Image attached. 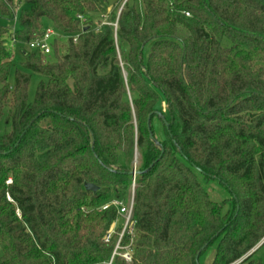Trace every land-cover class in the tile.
I'll list each match as a JSON object with an SVG mask.
<instances>
[{
    "label": "trees",
    "instance_id": "obj_1",
    "mask_svg": "<svg viewBox=\"0 0 264 264\" xmlns=\"http://www.w3.org/2000/svg\"><path fill=\"white\" fill-rule=\"evenodd\" d=\"M110 1L0 0V264H107L136 154L130 264H236L264 239V0Z\"/></svg>",
    "mask_w": 264,
    "mask_h": 264
},
{
    "label": "built area",
    "instance_id": "obj_2",
    "mask_svg": "<svg viewBox=\"0 0 264 264\" xmlns=\"http://www.w3.org/2000/svg\"><path fill=\"white\" fill-rule=\"evenodd\" d=\"M187 17H190L189 14H186ZM80 21H83L82 17H79ZM101 25H110L107 23V19L103 18L97 26ZM61 34L56 31L52 27H47L44 30V33L41 37L37 38L36 40L32 41L28 44V49L32 51H37L43 55H50L52 52L51 43L56 39L60 38ZM80 35L74 37V42L76 43L79 39ZM14 46V42L12 46ZM136 168L133 170L132 175V198L128 204L120 203V202H112L102 208V210L106 211L110 207H115L118 210V216L121 221L120 227L121 231L118 233L119 237L114 246L113 254L111 259L107 264H113L116 257L122 258L126 263L130 264L133 262V255H134V245H135V226L136 221L134 219V195H135V188H136ZM118 222L113 223L112 227L110 228L105 241L109 242L113 235L116 233L118 229ZM129 237V242L125 244V238Z\"/></svg>",
    "mask_w": 264,
    "mask_h": 264
},
{
    "label": "rangeland",
    "instance_id": "obj_3",
    "mask_svg": "<svg viewBox=\"0 0 264 264\" xmlns=\"http://www.w3.org/2000/svg\"><path fill=\"white\" fill-rule=\"evenodd\" d=\"M127 1L128 0H126L123 3V0H111L107 6V11L109 12V15L113 16L114 14H117V20H118L119 16L121 15V12L124 8V5ZM135 4H136V9H137L138 13L141 15V17H143L144 7H143L142 2L138 1ZM19 12H20V8L17 11V14ZM101 20H102V18L96 19L95 25L97 26V24ZM8 24L9 23L6 20H3L0 18V26L1 25L4 26V25H8ZM13 25H15L17 27V18H16V22H14ZM64 52H65V50L62 49L61 53L63 54ZM118 53L120 55L119 50H118ZM119 58H120V62H121L122 67H124V63L122 62V58L121 57H119ZM22 62H23V58H21V56L17 55L16 63L20 64ZM43 80L44 79L42 77H40L36 74H31V82H30L29 93H28V100L30 103H33L35 101L38 87ZM129 100L131 101V97H129ZM162 106H163V112L166 113L167 112L166 104L163 103ZM5 128H6L5 125L2 123V125H0V134L5 133V131H7ZM137 165H138V155L136 154V158H135V161L133 163V170H134V168L137 169ZM206 188L208 189V191L210 193V198L215 202H222L223 200H226L230 197L228 192L225 189H223L222 187H220L219 185H217L216 183H212L209 187H207V185H206ZM131 195H132V189H131ZM263 241H264V239L261 242H263ZM216 248H217V243H214L213 245L208 247L207 250L201 255L200 260H199V264H212V261L215 257ZM253 260L256 264H264V246H262L257 251V253L253 257Z\"/></svg>",
    "mask_w": 264,
    "mask_h": 264
},
{
    "label": "water",
    "instance_id": "obj_4",
    "mask_svg": "<svg viewBox=\"0 0 264 264\" xmlns=\"http://www.w3.org/2000/svg\"><path fill=\"white\" fill-rule=\"evenodd\" d=\"M90 30V28L89 27H86V28H84V33H86V32H88ZM149 121H150V119H149ZM168 125V124H167ZM151 136V138H153V135L151 134L150 135ZM132 175H133V173H132ZM85 188H86V191H88V192H92V193H97L98 192V190H99V188L98 187H96L95 185H92V184H85ZM264 243V241L263 242H261L256 248H254L249 254H247L241 261H239V262H237L236 264H239V263H241L242 261H244L245 259H247L250 255H252L262 244ZM199 260V256L197 257V261Z\"/></svg>",
    "mask_w": 264,
    "mask_h": 264
}]
</instances>
